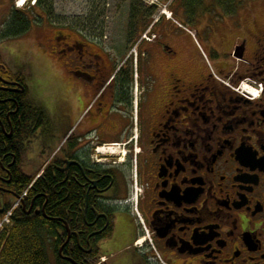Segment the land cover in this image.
<instances>
[{
    "label": "flooded vegetation",
    "instance_id": "af4514ba",
    "mask_svg": "<svg viewBox=\"0 0 264 264\" xmlns=\"http://www.w3.org/2000/svg\"><path fill=\"white\" fill-rule=\"evenodd\" d=\"M256 21L257 45L237 41L230 57L239 67L230 72L157 62L153 47L162 35L152 34L154 27L127 28L119 48L78 28L70 44L55 36L56 53H69V75L60 82L58 158L47 166L58 170L60 198L71 185L84 192L83 225L95 228L87 239L106 234L112 221L110 239L117 218L129 215L135 235L128 252L137 264H157L154 257L166 264H264V26ZM142 65L151 74L146 81ZM7 71L0 59V94L8 96L0 98V117L6 103L15 109L5 114L8 130L1 119L0 128L11 147L22 146L23 158L49 122L29 106L20 109L14 97L24 95L43 110ZM5 148L0 169L7 176L0 181L8 185L15 162L4 167ZM134 183L139 219L129 204ZM104 241L94 264H108L100 260Z\"/></svg>",
    "mask_w": 264,
    "mask_h": 264
},
{
    "label": "rangeland",
    "instance_id": "374dc122",
    "mask_svg": "<svg viewBox=\"0 0 264 264\" xmlns=\"http://www.w3.org/2000/svg\"><path fill=\"white\" fill-rule=\"evenodd\" d=\"M22 1L18 4L21 5ZM151 1L156 7L153 6L155 10L148 21V28L154 27L152 34L157 38L159 34L156 31H160L162 35V41L158 43L160 45L152 49L160 53L156 56L157 62L165 60L179 66H206L209 69L222 66L228 72L234 71L239 65L230 57L233 45L237 41L248 39L250 48L256 46L254 35L259 29L254 20L257 19L256 22L262 28L264 26V0H248L231 17L211 0H205L195 18L190 20L191 24L180 12V0ZM151 1L107 0L101 6V0H53V12L48 19L38 9H33L28 14L30 30L23 37L0 41V59L3 65L13 74L23 77L31 99L48 115V127L40 133V144L32 145L23 155L21 168L25 175L35 176L47 167V163L58 152V106L63 95L60 82L62 76L69 75L63 66L69 53H63L59 49L56 53L55 36H62L58 39V44H70L75 28L83 33L89 31L95 37L101 36L102 32V38L106 36L109 47L119 48L126 42V29L132 27V6L145 11L150 7ZM17 2L18 0H0V35L6 31L10 8L17 9ZM31 3L32 0H29L23 8L27 10V5L31 6ZM164 11L173 14V22H167L161 17ZM164 47L171 54L165 52ZM141 68L140 75L146 81V76L151 74H148L145 65ZM187 71H190L189 68ZM187 71L184 72L185 78L190 76L189 73L186 74ZM5 217L6 215L3 218ZM134 235L131 217H118L112 237L99 245L100 255L108 260V264H137L139 259L132 252H128L132 248ZM47 255L49 264H55V255L48 247Z\"/></svg>",
    "mask_w": 264,
    "mask_h": 264
},
{
    "label": "trees",
    "instance_id": "16d2710c",
    "mask_svg": "<svg viewBox=\"0 0 264 264\" xmlns=\"http://www.w3.org/2000/svg\"><path fill=\"white\" fill-rule=\"evenodd\" d=\"M106 1L107 0H101L100 5L104 6ZM204 1L205 0H180V12L185 18H188V20H186L189 24L192 23L190 20L195 18L198 9L202 7ZM211 1L227 16L231 17L235 15L248 0ZM52 3L53 0H37L35 7L42 14H45V17L48 19L49 14L53 12ZM131 9L134 20L132 19V27L129 28L135 29L141 26L143 30H146L149 27L148 21L153 16L155 8L149 7L147 10L142 11L138 7L132 6ZM30 11L31 9L28 11L25 9L19 11L11 7L6 23L7 29L0 35V41L6 42L21 36L23 37L30 30V21L28 19ZM99 31L100 30H98V32ZM7 72V75L13 80L24 83V79L20 74H13L10 71ZM7 97L8 96L5 94H0V98L6 99ZM27 98L28 97L24 95L14 97V99L20 103V109L22 105L24 108L26 106L31 107L34 116L47 124L48 117L46 113L30 103ZM2 108H4L2 111L3 115L0 119L7 129L5 114L8 111L15 110L14 103L8 102L2 106ZM22 113L23 110L13 118V121H16L14 124L15 127L18 126L17 118L22 116ZM5 146V149L8 152L10 151V155L7 160L4 161V167L6 168L7 165L13 162L15 163L9 170L12 175L10 184L5 185L0 181V188L11 192V194L0 192V220L3 218L4 214L10 210L14 201V196H21L30 185L32 186L28 189L27 197L24 199L26 209L23 210L19 208L13 211L10 225L2 227L0 230V264H49L47 247L55 255V264H70L67 259L74 261L76 264H94L99 258V251L97 249L98 243L109 238L112 233V221H110L106 234L99 238L87 239V237L95 231V228H89L83 225L84 192L80 187H78V189L73 185H71V187H65L63 198H60L58 195V170L52 168V166H47L44 170L41 169L37 172L35 176L29 177L25 175L21 168L23 154L22 146L14 144V147H11V141L6 139L0 128V159ZM40 173V177L36 179ZM6 176L7 174L0 169V177L4 178ZM33 200L34 208L30 214H27ZM43 206L45 218L42 214L35 215L34 212L36 209L41 210ZM96 211L100 212L98 209H96ZM111 213L113 215L115 212L112 211ZM86 219L88 222L94 220V214L90 213L89 210ZM75 220H78L77 224H75ZM61 221L67 222V226ZM70 221L73 222L70 223ZM67 229L71 234L69 241ZM73 234L79 235L78 241L73 237Z\"/></svg>",
    "mask_w": 264,
    "mask_h": 264
},
{
    "label": "water",
    "instance_id": "95a60500",
    "mask_svg": "<svg viewBox=\"0 0 264 264\" xmlns=\"http://www.w3.org/2000/svg\"><path fill=\"white\" fill-rule=\"evenodd\" d=\"M15 198L17 199V200H19V197L18 196H15ZM22 209H26V205H25V203L24 202H22ZM31 211H32V207L31 208H29V210H28V212H27V214H30L31 213ZM36 215H39V214H42L43 215V217L45 218V216H44V213L43 212H36L35 213ZM67 233L69 234V231L67 230ZM61 255V254H60ZM67 261L70 263V264H76L74 261H72V260H69V259H67Z\"/></svg>",
    "mask_w": 264,
    "mask_h": 264
},
{
    "label": "built area",
    "instance_id": "2783aa9c",
    "mask_svg": "<svg viewBox=\"0 0 264 264\" xmlns=\"http://www.w3.org/2000/svg\"><path fill=\"white\" fill-rule=\"evenodd\" d=\"M25 196H26V192L23 193L22 197H25ZM16 207H18V204H15L14 207H13V209L16 208ZM10 216H11V212H9V213L6 215V217L2 220V222H0V228H1L3 225H7V224H9V222H10Z\"/></svg>",
    "mask_w": 264,
    "mask_h": 264
},
{
    "label": "bare ground",
    "instance_id": "6f19581e",
    "mask_svg": "<svg viewBox=\"0 0 264 264\" xmlns=\"http://www.w3.org/2000/svg\"><path fill=\"white\" fill-rule=\"evenodd\" d=\"M25 2V0L22 1L21 5Z\"/></svg>",
    "mask_w": 264,
    "mask_h": 264
}]
</instances>
